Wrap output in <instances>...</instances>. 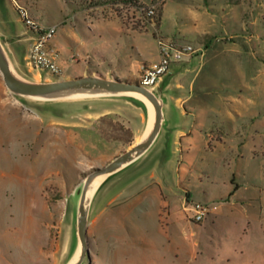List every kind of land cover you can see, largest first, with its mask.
Listing matches in <instances>:
<instances>
[{"label": "rangeland", "instance_id": "rangeland-1", "mask_svg": "<svg viewBox=\"0 0 264 264\" xmlns=\"http://www.w3.org/2000/svg\"><path fill=\"white\" fill-rule=\"evenodd\" d=\"M150 6L155 16L142 12ZM21 10L57 25L59 74L14 57L31 32ZM158 36L206 52L190 63L199 72L186 106L162 108L190 137L181 155L161 159V195L156 186L114 187L115 206L105 209L103 187L140 153L97 186L85 207L82 264H264V0H0V50L28 85L63 80L62 71L141 85L143 66L158 59ZM98 51L107 58L95 61L100 67L86 59H100ZM168 76L154 90L162 105ZM155 120L154 105L126 91L92 83L22 95L0 72V264L80 258L90 175L139 146ZM195 202L216 208L197 223Z\"/></svg>", "mask_w": 264, "mask_h": 264}, {"label": "crops", "instance_id": "crops-1", "mask_svg": "<svg viewBox=\"0 0 264 264\" xmlns=\"http://www.w3.org/2000/svg\"><path fill=\"white\" fill-rule=\"evenodd\" d=\"M120 32H123V30ZM35 37L36 35L33 32H30L29 36L25 39L26 43H23V44L17 43L14 45L15 47L21 48V52L19 53L13 52V55L16 59H21V60L23 59V62L27 59L30 47ZM55 38H56V35L51 40L50 46L52 49H55L56 51H58V48H57L58 44L56 43L57 41ZM219 40L222 41L221 38ZM103 43L105 44L106 41H104ZM60 47L65 50L68 49L66 48V45H61ZM207 47L208 45L206 44V48ZM197 49H199L201 56L206 54V52L203 53L201 51V48H197ZM98 52L101 53L100 59H97L88 53H86V59L89 61L91 60V63H93L95 66L100 67V64H102L107 58H106V53L100 52V51ZM198 53L194 55L193 57L187 58L189 59V61H184V62L181 61V62H178L172 65L171 70L168 73L169 76L167 77L164 83L163 90H162L163 95L166 97L162 105L163 109L168 110L169 108L174 106L175 109L180 110L182 107L186 106V104L189 102L190 95L187 96L186 94H184V92L188 88L192 89L195 86L196 75L198 74L199 71L198 69L193 68V66L190 63L195 60V57L199 55ZM59 58H60V54L57 59L58 64L60 63ZM72 59H77L78 61H80L75 55L72 56ZM86 59H84V61H86ZM140 59H144V58H140ZM144 60H147V59H144ZM95 61L99 62L100 64H97V62L95 63ZM147 61L148 63L155 62V61H149V60ZM119 72L121 74H125V72L123 71H119ZM29 73H32V71H29ZM87 73L91 74L93 72L80 71L77 75H85ZM71 77H74V76L66 75V71H62L61 78L68 79ZM24 82L26 81L24 80ZM160 84L161 83L158 84V87ZM176 119L177 118H175L174 123H172L169 116H167L166 120H164L162 116L160 130L155 140L144 151L140 153V155L138 156L139 159L134 160L130 166L125 168L123 171H120L119 173H117V175H115L105 184L103 188H107L105 191L106 195L102 197L103 202L105 204L107 203V206L105 209L115 206L113 204L115 203L116 200L114 197L110 196V193H112L114 187L116 188L124 187V188H121L122 190L120 193H126L129 189H133L135 187L138 189L137 191L139 193H142L145 189L156 186L158 190L160 191V195H161V177L156 176L157 171L161 172V159L163 158L166 159V157H169V156L171 158L177 155H181V152L183 150V144H184L183 142H187L190 137V132H188L185 128H183L181 126L182 124H177L175 122ZM178 119L180 121H183L185 118L182 116H179ZM176 125L178 127H176ZM153 128H152V131H153ZM145 141L146 139L142 141V143ZM121 174H123L122 177H121ZM122 181L125 183L120 184V182ZM108 184L110 187H107ZM140 197L141 196L138 195V198ZM52 256H53V247L50 250H46L44 252L43 257L41 258L42 260H46L47 258V261H48L50 258H52Z\"/></svg>", "mask_w": 264, "mask_h": 264}, {"label": "built area", "instance_id": "built-area-1", "mask_svg": "<svg viewBox=\"0 0 264 264\" xmlns=\"http://www.w3.org/2000/svg\"><path fill=\"white\" fill-rule=\"evenodd\" d=\"M142 12L152 17L156 14V7H143ZM27 26L36 37L30 47L27 64L35 70L48 71L59 74L61 69L57 62L58 51L50 46L51 40L57 34V25L42 26L31 20L24 10H21ZM158 39V60L143 66L140 74V83L148 90L154 92L158 84L169 73L173 64L193 57L199 52L190 43H178L175 40L167 41L161 36ZM216 207L211 204L195 202L189 208L191 219L197 223L204 221Z\"/></svg>", "mask_w": 264, "mask_h": 264}, {"label": "water", "instance_id": "water-1", "mask_svg": "<svg viewBox=\"0 0 264 264\" xmlns=\"http://www.w3.org/2000/svg\"><path fill=\"white\" fill-rule=\"evenodd\" d=\"M0 72L2 74L3 80L6 86L8 87V89L11 90L12 92L19 93L22 95H42V94L52 92L55 90L66 89V88L78 86L81 84L99 83L100 85H102L104 88L108 90L117 89L121 91H131V90L141 91L149 98V100L153 103L155 107L156 120H155V125H154L153 131L150 137L145 142L141 143L139 146H135L131 150L116 157L111 162H109L106 166L102 168H98L94 173L90 175V180L88 181V183H86V186L84 188L83 195H82V204H81L82 219L80 222V229H79L82 251H81L80 258L75 263V264H82L85 257L90 254L89 241H88V220L85 214L84 202H85L91 181L97 175L113 173L123 163L129 160L130 156H132L134 153H138V154L141 153L155 140L156 136L159 133L161 122H162V116H163L162 104L154 92L148 90L143 85H139L135 83L117 82V83L108 84L104 80L95 79L92 77L80 76L77 78L63 79L60 81L41 84V85L25 84L13 78L11 68L9 64L7 63V61L5 60L1 50H0Z\"/></svg>", "mask_w": 264, "mask_h": 264}, {"label": "bare ground", "instance_id": "bare-ground-1", "mask_svg": "<svg viewBox=\"0 0 264 264\" xmlns=\"http://www.w3.org/2000/svg\"><path fill=\"white\" fill-rule=\"evenodd\" d=\"M12 72V76L15 80L20 81V79L18 78V76L11 70ZM79 86V85H78ZM130 94L133 95H137L139 97H141L143 100H145L151 107H153V103L149 100V98L141 91H126ZM152 132V126L149 127V129L147 130V132L145 133V139L147 140V138L150 136ZM108 174H102V175H98L95 176L92 181L91 184L89 186L88 192H87V196L84 202V207L87 206V203L89 201V199L91 198V196L93 195L95 189L97 188V186L107 177ZM79 256L76 255L75 258H73L72 262L70 264H75L78 261Z\"/></svg>", "mask_w": 264, "mask_h": 264}]
</instances>
